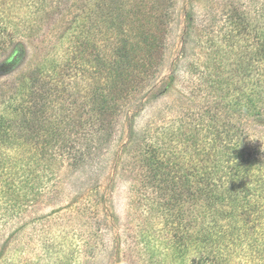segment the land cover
Wrapping results in <instances>:
<instances>
[{"label":"rangeland","instance_id":"obj_1","mask_svg":"<svg viewBox=\"0 0 264 264\" xmlns=\"http://www.w3.org/2000/svg\"><path fill=\"white\" fill-rule=\"evenodd\" d=\"M241 1L248 6L247 0ZM225 2L229 4L226 0L165 2L168 10L173 11V20L167 34L163 35L164 48L154 52L156 57L159 56L160 65L152 93L149 90L145 94L146 104L138 113L132 105L126 108L127 111L120 109L117 117L107 112L102 122L117 120L104 139L107 144L100 147L99 161L96 163L97 159L85 158L83 162L73 163L66 157L57 156L56 147L50 144L59 142V145L77 135L79 144L85 142L82 139L85 126L78 134H73V123L71 120L69 123L63 112L66 107L71 110L70 101L88 105L90 100L93 82L90 73L93 70L88 66V74L84 75L74 65L75 52L72 54V51L78 48L72 36L92 1L0 0V17L5 19L0 21L1 24L18 21V28L22 29L27 26L25 16L39 18L31 27L29 36L17 33L9 40V31L13 27L8 24L9 30L2 32V39L8 41L0 48V110L3 100L17 92L16 87L21 86L22 80L27 81V76L39 70L42 74L36 87L41 92L47 89L40 86L41 77L52 66L63 72L64 83L71 86L68 95L58 91L57 95H48L50 107L41 123L32 126L33 130L28 127L29 123L13 126L16 140L25 142V149L18 154L0 149V264H169L155 262L154 258L162 259L164 248L172 241L177 242L183 231L200 234L201 224L192 221L189 212L199 211L189 209V204L200 203L196 194H192L195 186L190 189L194 201H189L187 195L178 200L175 197L173 201L175 193L181 190L182 180L176 175L181 170L161 169L152 178L142 167L140 160L143 157L137 152L139 147L143 150L149 145L157 147L162 144L160 150L168 153V157L174 152L178 163L186 158L181 152L183 141L177 126L182 124L181 119L185 122L201 114L206 105V89L204 93L202 87L196 93L193 90L194 85H200L199 73L203 79L208 77L209 71L204 67L212 48L208 40L225 26L220 17ZM192 7L195 19L189 21L184 14L186 11L181 10ZM122 11L128 12L126 8ZM15 12L20 13L18 19ZM112 25L115 26V21ZM96 36L95 51L109 52V44H102L100 35ZM67 63L75 68H68ZM164 85L168 87L162 89ZM261 115L253 127L250 128V121L246 123L248 132L243 126V144L248 149V143L253 142L252 146L258 149L261 143L259 152L264 155V115ZM247 117H241L240 121L245 123ZM94 121V128H98L100 120ZM96 134L98 136L99 132ZM259 136L262 139L256 142ZM87 138L94 141L96 135L89 133ZM32 146L39 152L31 156L35 163L28 164L32 177L30 183L23 177L22 168L13 165L12 171H3L14 156L18 164H27V154L34 151ZM90 163H94L92 168ZM170 202L175 205L180 202L181 206L180 214L173 221L163 217V214L170 215L166 210L172 204ZM228 223L223 219L217 228L223 230ZM259 234L263 237L264 231L259 229ZM241 240L243 251L249 253L252 248L246 245L247 239ZM226 247L230 253L234 248L231 244ZM262 253L259 249V254ZM248 256L257 258L255 250Z\"/></svg>","mask_w":264,"mask_h":264},{"label":"trees","instance_id":"obj_2","mask_svg":"<svg viewBox=\"0 0 264 264\" xmlns=\"http://www.w3.org/2000/svg\"><path fill=\"white\" fill-rule=\"evenodd\" d=\"M89 1H92V4L85 16L91 18L87 20L85 16L82 17L80 25L76 27L72 37L78 49H73L72 54L75 52L74 65L82 74L87 73L88 66L93 70L90 73L93 80L90 100L88 105H78L70 101L71 110L66 107L63 112L69 123L70 120L73 123V134H78L85 126L86 130L82 132L85 142L79 144L77 135L75 139H65L59 145V142L50 144L51 147H56L57 156L66 157L73 163L80 160L83 162L85 158L97 159L96 163L99 161L100 147L107 144L104 139L117 120L115 118L107 120L108 123L102 122L107 112L116 114L117 117L120 115V109L127 111L126 108L131 105L137 113L143 109L146 104L145 94L149 90L152 93L160 65L159 56L156 57L154 52L164 48L163 35L167 34L173 20V11H169L165 4L167 0ZM226 1L229 4L225 2L224 11L220 16L224 19L226 27L222 26L218 30L219 33L212 35L208 40L212 46L210 59L204 66L209 71L208 77L203 79V75L199 73L200 85H194L193 90L196 93V90L202 87L204 93L206 89V105L202 107L201 114L185 122L181 119L182 124L177 126L183 141L181 152L186 158L180 160L182 163H178L174 152L168 157V153L160 150L162 144L157 147L149 145L143 150L139 147L140 151L137 152L143 157L140 160L143 162L142 167L152 178L156 177V172L161 169H173L175 172L181 170L180 174H176L182 180L181 190L175 193L173 201L175 197L178 200L186 195L189 201H194L190 196L193 186L195 191H192V194H196V200L200 201L189 204V209L199 210L189 212L193 217L192 221L201 224L200 234L193 233L190 228L189 234L183 231L177 237V242L167 244L162 259L154 258L155 262L264 264V236L260 237L259 234V229L264 231V155L259 152L261 143L258 149L252 146L253 142L248 143V149L243 144V126L248 132V126L253 127L258 115H264V0H247L248 6L241 0ZM193 7L190 10H181L186 11L184 14L189 21L195 19L191 11ZM37 8L39 10L36 6ZM123 8L128 12H123ZM119 10L121 13H116ZM14 14L17 19L20 17V13ZM29 16L24 17L27 26L22 29L18 28V21H6V24L0 22V48L6 46L8 41L2 39V32L9 30L7 24L13 27L9 31V40L17 33L24 37L29 36L31 27L39 20L37 16L34 19ZM4 20L3 16L0 17V21ZM114 21L115 26L112 25ZM24 31L25 34H22ZM96 34L100 35L102 44H109V52L95 51L98 38ZM65 65L75 68L71 63ZM46 73L44 77L40 76V86L47 88L46 90L41 92L36 87L39 75L42 74L39 70L27 76V81L24 78L21 86L16 87L17 92L9 94L8 99L3 100L0 110V149L20 153L26 144L16 140L13 126L29 123L28 127L33 130L32 126L41 123L50 107L48 95H57V91L68 95L71 86L68 82L64 83L63 72L52 66ZM166 87L168 86L164 85L162 89ZM50 101L52 102L51 99ZM243 116H248L245 123L240 121ZM94 119L101 122L98 128H94ZM248 121L250 124L247 126ZM51 130L54 131L53 128ZM89 133L96 135L94 141L87 138ZM261 139L259 136L256 142ZM32 149L34 151L27 154V164H18L14 156L11 157L10 165L3 171H12L13 165L22 168L23 177L30 183L32 177L28 164L35 163L31 156L34 152H39L34 146ZM94 163H90L89 167L92 168ZM9 187L13 189V186ZM27 191L30 192L29 189ZM170 203V207L166 208L170 215L163 214V217L173 221L180 214L181 206L180 202L178 205ZM195 204L199 208H196ZM235 210H238V213ZM163 211L165 213V208ZM224 215L227 218H224ZM223 219L229 223L225 224L223 230H219L218 223ZM243 238L247 239L246 245L252 248L249 253L244 252L241 247ZM195 239H198V242ZM228 244L234 247L231 253L229 247H226ZM259 249L262 250V255L259 254ZM252 250H255L257 258L248 256Z\"/></svg>","mask_w":264,"mask_h":264}]
</instances>
